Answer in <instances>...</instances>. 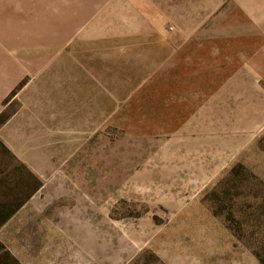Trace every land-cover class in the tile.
Segmentation results:
<instances>
[{"label": "rangeland", "instance_id": "obj_1", "mask_svg": "<svg viewBox=\"0 0 264 264\" xmlns=\"http://www.w3.org/2000/svg\"><path fill=\"white\" fill-rule=\"evenodd\" d=\"M149 1L4 99L0 264H264V0Z\"/></svg>", "mask_w": 264, "mask_h": 264}, {"label": "crops", "instance_id": "obj_2", "mask_svg": "<svg viewBox=\"0 0 264 264\" xmlns=\"http://www.w3.org/2000/svg\"><path fill=\"white\" fill-rule=\"evenodd\" d=\"M151 6L149 0H0V111L22 81H36L43 91L58 89L61 51L73 35L119 33L120 12ZM77 61L71 58L69 65ZM69 77V91H75L77 75Z\"/></svg>", "mask_w": 264, "mask_h": 264}, {"label": "trees", "instance_id": "obj_3", "mask_svg": "<svg viewBox=\"0 0 264 264\" xmlns=\"http://www.w3.org/2000/svg\"><path fill=\"white\" fill-rule=\"evenodd\" d=\"M27 172V174L32 177V178H35V175L31 173V171H29L28 169L25 170ZM40 185V183H39ZM15 209L9 211L2 219H1V222L5 221L9 216H11V214L14 212Z\"/></svg>", "mask_w": 264, "mask_h": 264}]
</instances>
